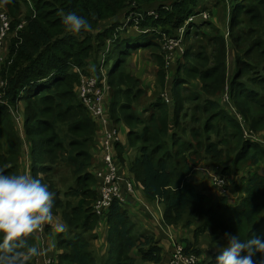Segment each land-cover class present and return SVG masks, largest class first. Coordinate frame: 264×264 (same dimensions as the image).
Listing matches in <instances>:
<instances>
[{
	"label": "trees",
	"instance_id": "1",
	"mask_svg": "<svg viewBox=\"0 0 264 264\" xmlns=\"http://www.w3.org/2000/svg\"><path fill=\"white\" fill-rule=\"evenodd\" d=\"M200 1L0 0L10 20L0 67V169L30 174L55 194L53 214L65 226L56 237V262L163 263L154 234L121 203L114 201L102 218L92 210L99 193L90 173L96 122L77 90L82 76L102 79L101 65L110 94L106 116L128 128L127 149L118 142L112 147L114 161L119 167L127 152H136L128 171L143 198L162 206V226L192 229L191 239L181 240L184 253L198 264H215L218 248L211 251L226 233L264 240V147L244 134H261L264 141V0H230L223 30L197 24ZM27 3L31 10L23 18ZM123 10L142 15L136 18L142 33L122 28L117 18ZM69 12L85 17L91 31L69 32L62 22ZM163 37L179 40L174 63ZM140 50L156 64V93L142 104L146 93L129 65ZM225 89L227 107L220 100ZM27 147L33 164L25 173ZM202 169L231 181L235 205L199 187L192 174ZM101 220L106 250L96 260ZM27 243L35 246L32 234ZM254 259L259 262L260 254Z\"/></svg>",
	"mask_w": 264,
	"mask_h": 264
},
{
	"label": "clouds",
	"instance_id": "2",
	"mask_svg": "<svg viewBox=\"0 0 264 264\" xmlns=\"http://www.w3.org/2000/svg\"><path fill=\"white\" fill-rule=\"evenodd\" d=\"M3 3L9 0H2ZM68 31H91L89 21L76 12L62 18ZM55 194L30 174L8 175L0 169V264H26L42 250L27 243L30 234L54 220ZM63 231V225L59 226ZM226 244L217 249L215 264H264V240L225 234ZM260 254L259 262L254 257Z\"/></svg>",
	"mask_w": 264,
	"mask_h": 264
},
{
	"label": "crops",
	"instance_id": "3",
	"mask_svg": "<svg viewBox=\"0 0 264 264\" xmlns=\"http://www.w3.org/2000/svg\"><path fill=\"white\" fill-rule=\"evenodd\" d=\"M1 9L2 8H0V10ZM147 59H149L148 53H146V60ZM135 61H136V58L134 59L133 63ZM146 64L149 65L150 63L146 62ZM155 65L156 64L154 63L152 65V68L148 70L149 71L148 77L149 79L152 80V82L147 84L145 83V80L142 76V73H144L146 67H144L142 64L140 65L139 60L136 62L135 73L139 75V77H137L138 75L136 77L141 81L142 89L146 93V102L150 101L151 98L156 93L155 79H154V74H153L156 71ZM151 74L153 75L152 78H151ZM168 91H166V94H164L165 98H169ZM146 104H149V103H146ZM106 115H108V113ZM109 126L117 130L118 143L120 144V147L127 149L126 136H127L128 128H126L123 125L115 126L111 122V120L109 122ZM103 134H104L103 126L100 123L96 122V135L94 138V146H93L94 161L90 168V173L93 174L95 178H96L95 174L97 171L103 172L105 170V164L103 161V148L101 145ZM127 153L123 157V159L125 160V163L124 164L119 163L120 164L119 171H120L121 177H123L124 179H127V178L134 179L132 175L129 173L128 168H127V162L134 158L131 159L129 157L130 151ZM134 182H135L136 190L134 191L133 194L127 193L125 187L121 186V198L123 200L122 205L129 211L130 215L143 228L147 229L148 231L154 234L155 239L159 242L160 246L163 249V263L162 264H169L170 260L168 259L173 249V242H178L177 238L181 235V233L185 231L182 230L181 227L174 228L171 226H162L161 223H162V218H163V211H162L161 205L159 204L158 201L147 202L142 196L141 187L138 185V183L135 180ZM230 195L231 194H228L227 196L228 202L232 205H235L236 204L235 196L232 195V197H230ZM60 225H63V228L65 229V226L61 218L59 216H54V220L51 224H45L41 230H38L32 233V235L35 238V246L38 249L42 250V254L36 257L35 264H41L47 258L56 259L57 256L61 254V250L58 249L57 241H56L57 235L64 232V230L63 231L59 230ZM105 230H106L105 221L101 220L98 225V229L96 231L98 235V239L95 242L96 254L99 255L100 257L104 255L105 250H106ZM39 231H42V232L39 233ZM211 252H209V256ZM57 264H59L58 261H57Z\"/></svg>",
	"mask_w": 264,
	"mask_h": 264
},
{
	"label": "built area",
	"instance_id": "4",
	"mask_svg": "<svg viewBox=\"0 0 264 264\" xmlns=\"http://www.w3.org/2000/svg\"><path fill=\"white\" fill-rule=\"evenodd\" d=\"M148 15L155 16V13L151 11ZM19 27H21V25ZM9 31L10 20L5 12H0V67L4 57V43ZM178 41L179 40H167L165 50L169 52L174 46L177 47L179 45ZM83 78L87 79L86 77ZM82 82L77 90L78 96L88 109L91 118L95 122L100 123L104 128L101 145L103 148L105 170L103 172L97 171L95 174L99 193L98 198L92 205L93 213L102 218L114 201L123 204L121 198V183H124L126 192L129 194L134 193L136 186L132 178L124 179L121 177L119 167L114 161L112 147L114 143L118 142V132L115 128L109 126L110 119L106 116V104L101 93L103 89L95 87V81L93 79H87L86 82ZM3 87L4 82L0 77V102ZM40 232L42 231H39V233ZM41 264H57V262L53 258H47ZM169 264H198V259L193 255L185 254L184 246L180 243L173 242V254Z\"/></svg>",
	"mask_w": 264,
	"mask_h": 264
},
{
	"label": "rangeland",
	"instance_id": "5",
	"mask_svg": "<svg viewBox=\"0 0 264 264\" xmlns=\"http://www.w3.org/2000/svg\"><path fill=\"white\" fill-rule=\"evenodd\" d=\"M232 4H233V1H230V0H224V1H219V0H201L199 2V5L197 6V11H199V14L195 16V19H197V24H202L204 22H210L214 26V28H221L223 30V28L227 24V18H228L227 16H228L229 10L232 8ZM0 8H2V7H0ZM27 9L29 11L31 10V4L30 3H27L26 9H24L23 18L26 16L25 14L27 13ZM1 10H3V8ZM129 10H131V9H129ZM129 10H123L121 12L122 14L118 16L117 20H119L120 22H123L122 23L123 24L122 28H125L127 30V34H131V33H134V32L142 33L140 31V29L138 28V26H137V20H136V18L142 19V15H140V16L133 15V13H129ZM131 20H133V22H134L133 26H131L130 24L128 25L129 21H131ZM116 22H118V21H116ZM182 31H183V27H181L178 30L177 35L181 37L182 36ZM232 32L234 34L235 30H233ZM167 40H175V39H173V38L164 39V37H163L162 48L164 50H165V48L167 46V42H166ZM174 47H173V49L171 48L172 50L169 51V52L167 50H165L167 52V55H168L167 56L168 60H171L172 63H174V60H173L174 56H177L178 52L180 51V47L179 48H178V46L175 47V48H178V49H175V50H174ZM8 49H9V46H8ZM146 53H148V52L142 51V50H140L139 52L135 51L133 53V55H131L129 65H130V68L132 70V73L135 76H137L138 74L135 73V69H136V62L139 60L140 61V65L142 64L144 67H146L144 73H142V76H143V78L145 80V83L148 84V83L152 82V80L149 79V77H148L149 76L148 75V73H149L148 70L150 68H152V65L154 63H153V59L151 58L150 53H148L149 59L146 60ZM135 58H136V61L133 63ZM3 61H4V57H3ZM146 62L150 63V64L148 65V64H146ZM88 63L90 65H94V63L92 62V59H90L88 61ZM2 64H3V62H2ZM100 73H101V76H102L101 80L99 78H97L94 74H91L90 76H88L86 78L87 79H93L95 81V87H98V89H103V91L101 93L103 95L104 102L106 103V100H108L110 102V94L108 92V88L109 87H108V85H107V83L105 81V79H106V76H105L106 75V71H105V69H103L102 65L100 67ZM140 73H141V71H140ZM79 74H80V72H79ZM146 74H147V76H146ZM152 76L153 75L151 74V78H152ZM83 77H85V76H82L80 78L81 79L80 82H82V80H83V82H86L87 79H85ZM137 77H139V75ZM220 100H221V103L227 107V89H225V91L221 94ZM145 101H146V97H143L141 99V104L144 103ZM19 122H21V120ZM244 134H245V137L255 139L260 145H262L264 147V141L260 138L261 134L253 136V137L249 136L248 132L244 131ZM28 148L29 147L24 149V154H23V159H22L23 160L22 161V166H24L25 173L29 172V167L33 164V162L30 160V157L28 155V151H29ZM129 155H130L129 157L132 159V158H134L136 156V152L135 151H130ZM192 175H193V179L198 181L197 184L203 190H206L207 192L212 193V194L214 193L215 195H218V196L219 195L228 196V194H230L229 193V186H231V181L228 178L220 177L218 175H215V173L213 171H211V170H203V169L202 170H196ZM230 197H232V195H230ZM238 199L239 198H235V201H238ZM178 228H180V227H178ZM181 229L184 230L185 232L181 233V235L177 238V240H178L177 243H180V241H181L180 239H182V238L183 239H186V238L187 239H191V237H192V229H190V230L183 229V228H181ZM225 244H226V240L224 238H222L220 240V244L218 245V247L215 246L212 249V251L214 252L216 250V248H220V247L224 246ZM182 245H183V243H182ZM204 247H205V245H204ZM94 257L96 258V260H100L101 259V257L99 255H97V254H94ZM59 264H67V263L66 262H61Z\"/></svg>",
	"mask_w": 264,
	"mask_h": 264
}]
</instances>
